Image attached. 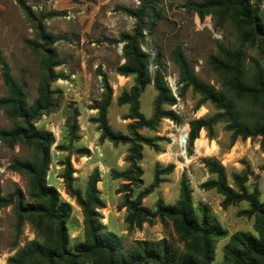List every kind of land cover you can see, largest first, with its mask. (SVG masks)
I'll return each mask as SVG.
<instances>
[{
  "label": "rangeland",
  "instance_id": "obj_1",
  "mask_svg": "<svg viewBox=\"0 0 264 264\" xmlns=\"http://www.w3.org/2000/svg\"><path fill=\"white\" fill-rule=\"evenodd\" d=\"M33 15L29 16L18 0H0V47L3 57L10 64L12 74L20 82L31 104L37 96V86L43 77L40 67L41 56L36 50L35 42H43L38 36L39 25L58 39L54 47L61 64L56 67L59 78L52 83L55 108L42 115L36 122L39 129L51 130L56 142L51 148V160L47 172V182L54 186L63 201L72 205V211L66 221L68 228V247L74 249L84 240L82 209L78 205L75 192L84 194L90 175L95 168L100 171L97 187L104 207L99 209L100 221L105 228L115 233L122 245V251L132 248L136 242L146 245L164 241L171 244L176 256L188 251L186 240L182 239L169 218L156 217L152 222H145L141 227L128 228L125 217L128 213L125 205L123 184L127 180L115 178L112 170L122 171L128 167L126 156L128 144L114 145L108 140H99L100 131L97 123L91 118L97 116L98 110L92 109L95 100L104 92L102 73H105L113 88V97L108 109V120L111 128L125 134L132 119L127 118L129 104L119 105L118 96L130 90L134 83L133 76H125L116 71L124 62L122 43L118 40L122 33H131L135 18L118 6L138 8L142 3L152 6L145 15L144 37L141 46L150 56L149 73L154 78L156 69H160L167 85L176 96L174 105H165L173 110L180 121L163 118L157 129L141 128L145 136H160L158 145L143 146L141 180L132 184V198L152 184L157 165L161 168L169 163L175 164L172 173L163 175V181L144 197L142 203L150 210L156 209V203L162 199L165 203H175L179 198L180 180L186 173L190 180L194 205L203 202L209 205L211 212L218 219L226 236L214 239V259L211 264L224 263V245L230 236L237 231H250L257 234L254 218L240 216L238 212L248 208L246 201L222 207L223 195L215 189H205L201 184L215 177L202 162L211 157L225 166L228 182L233 185V174L248 172L247 185L250 190L258 187L260 199L264 201V152L261 149V136L254 138L238 137L232 144L231 132L226 129V122L215 125V136L210 138L203 128L195 139L192 151L187 141L186 158L182 156L183 147L173 141V136L181 133L186 126L189 133V122L193 119L209 118L217 109L209 102L201 101L199 94L192 87L183 88L179 82V67L173 61L171 52L180 45L194 68L198 78L203 82L221 88V79L209 64V57L218 53L219 44L233 49H241L245 55L247 75L254 71L255 60L264 67V45L261 39L241 43L240 33L231 22L222 26L216 25V19L207 15L201 19L194 11L186 7L188 1L202 0H24ZM264 11V0H251ZM41 6V7H40ZM72 13L68 18V13ZM53 13L54 15H49ZM159 57V61H157ZM7 93L2 79L0 65V97ZM157 90L151 81L140 96V111L150 118L154 111V99ZM243 109H250L247 101L241 103ZM74 116L78 121L80 140L74 142L67 150H58L56 145L66 140V123ZM13 120L6 109L0 110V129H11ZM99 131V133L97 132ZM188 137V136H187ZM201 138L200 152H197V139ZM187 139V138H186ZM77 148H88L86 155L75 152ZM33 147L17 143L9 147L0 140V194L20 191L24 203L29 202L28 177L10 168L14 158L29 159ZM71 157L73 167L72 192L68 190L64 174L67 170V158ZM188 160L185 165L179 164ZM17 205L11 204L0 209V264L23 248L29 241L42 237L37 234L36 225L30 219L24 221L20 237L16 241ZM85 264H93L91 257L84 259ZM175 264V263H173Z\"/></svg>",
  "mask_w": 264,
  "mask_h": 264
},
{
  "label": "trees",
  "instance_id": "obj_2",
  "mask_svg": "<svg viewBox=\"0 0 264 264\" xmlns=\"http://www.w3.org/2000/svg\"><path fill=\"white\" fill-rule=\"evenodd\" d=\"M29 16L33 13L24 0H18ZM186 7L194 11L201 19L212 15L216 25L222 26L231 22L240 33L241 43L261 39L264 45V11H260L251 0H202L188 1ZM135 18V26L131 33H122L118 40L122 43L124 62L117 66L116 71L125 76H133L134 83L130 90L123 91L117 98L119 105L129 104L127 118L129 134L115 131L108 120V109L113 97V88L105 73H102L103 88L101 98L95 100L92 109L98 110L97 116L91 120L97 123L100 131L99 140L110 141L114 145L128 144L126 161L128 167L122 171L112 170L115 178H123L125 205L128 213L125 221L129 229L141 227L154 218H169L173 221L178 235L186 240L187 252L176 256L171 244L159 241L142 245L138 242L127 251H122L118 236L107 230L100 221L99 209L104 207L100 198L97 183L100 171L95 168L90 175L84 194L75 192L78 205L82 209L84 224V240L77 243L74 249L68 247L69 236L66 221L69 218L72 205L63 201L57 189L47 182V172L51 160V148L56 142L51 130L39 129L36 122L42 115L50 113L55 108L54 91L51 88L60 76L56 67L61 64L54 47L57 37L47 32L42 22L39 25L38 36L43 42H35L36 50L40 52V67L43 73L37 86V96L31 104L20 82L12 74L10 64L3 57L0 47V65L2 79L7 87V93L0 97V110L6 109L14 126L11 129H0V140L9 147L17 143L33 147V155L29 159L14 158L10 168L28 177L29 202L24 203L20 191L0 194V209L11 204L17 205L16 241L20 237L26 219L35 223L37 234L42 238L29 241L23 248L10 256L8 264H85L84 259L91 257L93 264H211L214 259V239L226 236V231L220 226L209 205L200 202L194 205L190 180L186 173L180 180L179 198L175 203L168 204L162 199L156 203V209L150 210L144 206V197L163 181V175L172 173L175 164L169 163L161 168L157 165L152 184L140 190L132 198L133 183L141 180L143 169V146L158 145L160 136L153 138L140 133L141 128L157 129L163 118L180 121V117L165 105H174L176 96L167 85L160 69H156L154 78L148 67L149 54L143 50L141 40L144 37L145 15L147 9H153L144 3L138 8L118 6ZM49 15H54L50 13ZM173 61L179 67V82L183 88L192 87L200 95L201 101H209L217 109L216 114L209 118L193 119L189 122L188 142L190 152L201 129H205L210 138L215 136V125L226 122V129L231 132L232 144L238 137L254 138L261 136V149L264 152V67L255 60L254 71L247 75L245 55L241 49H233L219 44L218 53L209 57V64L220 77L221 88L203 82L196 75L194 68L187 59L182 47L177 45L171 52ZM159 61V57H157ZM154 82L157 95L154 99V111L147 118L140 111V96L145 87ZM250 103V109H243L241 103ZM66 123V140L56 145L58 150L73 147L80 140L77 118L69 117ZM78 154L86 155L88 148H77ZM202 162L211 174L210 178L201 184L202 188L215 189L223 195L222 207L246 201L248 208L238 212L240 216L254 218V228L257 234L250 231H237L230 236L224 245V263L222 264H264V201L260 199V190L255 187L250 190L247 182L248 172L234 173V184L228 182L225 166L215 158H203ZM67 170L64 178L69 191L72 190L73 167L68 156ZM264 169V164L262 166Z\"/></svg>",
  "mask_w": 264,
  "mask_h": 264
},
{
  "label": "built area",
  "instance_id": "obj_3",
  "mask_svg": "<svg viewBox=\"0 0 264 264\" xmlns=\"http://www.w3.org/2000/svg\"><path fill=\"white\" fill-rule=\"evenodd\" d=\"M41 7V6H40ZM71 15H72V13H68V18L69 17H71ZM182 130H183V132H185L186 133V136H184L182 139L183 140H181L180 139V137H179V135L177 136V135H175L174 134V136H173V141L175 142V143H177L180 147H183L184 149H183V154H182V156L183 157H185L186 158V149H187V141H188V134H187V131H186V126H183L182 127ZM187 138V139H186Z\"/></svg>",
  "mask_w": 264,
  "mask_h": 264
},
{
  "label": "bare ground",
  "instance_id": "obj_4",
  "mask_svg": "<svg viewBox=\"0 0 264 264\" xmlns=\"http://www.w3.org/2000/svg\"><path fill=\"white\" fill-rule=\"evenodd\" d=\"M181 133L179 134V137L181 140H183L182 138L185 136L182 129H180ZM201 144H202V140L201 138L197 139V152H200V148H201ZM188 162V160H184L183 162H179V164L181 165H185Z\"/></svg>",
  "mask_w": 264,
  "mask_h": 264
},
{
  "label": "water",
  "instance_id": "obj_5",
  "mask_svg": "<svg viewBox=\"0 0 264 264\" xmlns=\"http://www.w3.org/2000/svg\"><path fill=\"white\" fill-rule=\"evenodd\" d=\"M184 135L186 136V133H184Z\"/></svg>",
  "mask_w": 264,
  "mask_h": 264
},
{
  "label": "crops",
  "instance_id": "obj_6",
  "mask_svg": "<svg viewBox=\"0 0 264 264\" xmlns=\"http://www.w3.org/2000/svg\"><path fill=\"white\" fill-rule=\"evenodd\" d=\"M99 133V131H97Z\"/></svg>",
  "mask_w": 264,
  "mask_h": 264
}]
</instances>
